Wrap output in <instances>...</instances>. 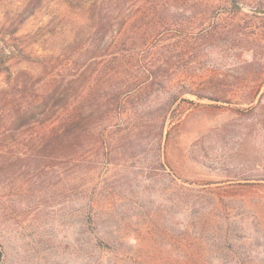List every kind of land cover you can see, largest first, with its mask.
I'll list each match as a JSON object with an SVG mask.
<instances>
[{
  "label": "rangeland",
  "instance_id": "1",
  "mask_svg": "<svg viewBox=\"0 0 264 264\" xmlns=\"http://www.w3.org/2000/svg\"><path fill=\"white\" fill-rule=\"evenodd\" d=\"M237 4L218 14L227 49L184 71L236 96L257 89L249 63L264 60V0ZM100 14L99 0H0V264H264V184L247 179L264 175L257 100L103 104L99 149L91 141L82 164L43 147L38 111L22 125L20 86L37 94L45 59L103 41ZM163 122L176 128L159 141Z\"/></svg>",
  "mask_w": 264,
  "mask_h": 264
},
{
  "label": "trees",
  "instance_id": "2",
  "mask_svg": "<svg viewBox=\"0 0 264 264\" xmlns=\"http://www.w3.org/2000/svg\"><path fill=\"white\" fill-rule=\"evenodd\" d=\"M99 1L101 14L93 35L103 32L104 40L91 41L83 49L78 46L82 50L77 55L68 50L45 59V71L37 78V94L30 93L27 85L20 86L24 105L20 107L25 119L22 125H28V115L38 111L43 147L47 141L52 143L59 160L72 159L82 164L91 141L92 149H99L103 104L142 106L148 101L167 109L184 102L195 104L186 94L228 104H252L257 100L248 111L259 112L264 123V60L260 59V52L249 63L257 89L237 96L220 89V84L207 86L201 76L184 72L192 69L194 62L203 59L214 45L223 44L227 49L231 33L218 14L225 8L230 13L239 10L242 6L238 0H145L148 14L139 20L133 18L135 0ZM173 8L178 15L170 11ZM255 11L261 12L259 7ZM87 54L92 60L84 66L82 58L86 59ZM184 61L186 68L182 67ZM101 62V68H93ZM210 71L217 73L216 68ZM234 97L238 102L233 101ZM175 128L166 130L163 122L158 129L153 127V135L159 141L164 137L168 140ZM256 177L247 178L255 180L249 186L264 184V175ZM2 259L0 247V263Z\"/></svg>",
  "mask_w": 264,
  "mask_h": 264
}]
</instances>
